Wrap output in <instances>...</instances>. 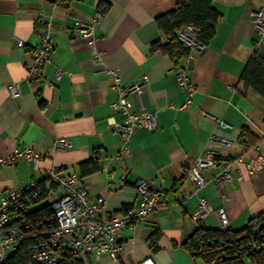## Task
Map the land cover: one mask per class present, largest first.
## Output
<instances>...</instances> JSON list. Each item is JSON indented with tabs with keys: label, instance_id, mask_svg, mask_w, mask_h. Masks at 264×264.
<instances>
[{
	"label": "crops",
	"instance_id": "crops-1",
	"mask_svg": "<svg viewBox=\"0 0 264 264\" xmlns=\"http://www.w3.org/2000/svg\"><path fill=\"white\" fill-rule=\"evenodd\" d=\"M175 1L0 0V156L15 147H31L43 156L39 169L26 160L0 168V202L11 188L48 178L54 166L83 175L91 193L106 198L108 211L136 206L135 186L140 179L164 188L156 210L122 231L125 249L120 257L103 254L94 260L81 255L83 264H139L147 257L156 264H204L183 243L200 226L221 228L218 208L226 209L232 230H241L264 213V168L249 172L242 165L223 191L214 180L221 167L206 168L207 183L197 191L188 178L192 164L207 149L240 154L246 162L264 158V96L241 80L252 55H264L251 17L264 0H214L221 14L215 34L204 48L178 64L154 48L168 42L156 18L170 11ZM93 18L99 38L96 47L103 51L99 65L93 60L95 45L74 31L76 20ZM48 22L54 36L51 61L42 79L29 81L30 51ZM185 63L197 87L189 106H184L186 95L174 71ZM106 69H117L125 84L148 76L142 101L156 113L158 127L139 128L132 135L127 158L116 157L119 140L111 122L122 118L111 108L117 92ZM15 81L22 92L18 98L9 90ZM136 107L141 109L139 102ZM59 138L72 147L56 150ZM51 196L58 193L51 190ZM200 197L207 198L215 211L199 225L192 214ZM46 204L48 199H41L30 209ZM68 247L65 242L64 248Z\"/></svg>",
	"mask_w": 264,
	"mask_h": 264
},
{
	"label": "built area",
	"instance_id": "built-area-1",
	"mask_svg": "<svg viewBox=\"0 0 264 264\" xmlns=\"http://www.w3.org/2000/svg\"><path fill=\"white\" fill-rule=\"evenodd\" d=\"M251 17L259 36L257 40L259 46L264 44V6L252 11ZM96 23L95 18L89 21L78 19L74 31L76 36L95 45L93 60L99 65L103 63V51L96 47L99 39L94 32ZM200 31L194 24H183L175 31L177 40L189 50V54L201 50L206 45L200 38ZM39 33L40 41L30 51V58L26 64L29 81L43 78L44 68L51 61L54 49L51 24L46 23ZM19 44L23 45V42ZM189 67L188 63L174 67L176 81L186 95L184 106L192 104L193 95L197 91L196 85L189 77ZM106 72L112 75L113 89L117 92L116 99L111 102V108L122 118L121 121L111 122L119 140L116 157L127 158L131 155L132 135L142 127L150 130L158 127L156 113L147 110L142 101L149 82L148 76L142 74L134 82L125 84L117 69H106ZM61 74L62 70L58 69L57 78ZM9 90L14 98L21 96V87L17 81L9 84ZM137 102L141 105L140 110L136 107ZM42 111L45 113L47 107L44 106ZM212 140L215 139L212 137ZM71 147L72 144L63 138L57 139L54 144L56 150ZM42 159L43 156L31 147H15L8 154L0 156V168L14 165L19 160H26L39 169ZM242 165L249 172L260 170L264 168V158L259 156L246 162L243 155L228 156L218 150L207 149L192 164L188 178L194 183L197 191L207 183L204 170L209 167H221L214 180L223 191L225 184L234 179L235 172H238ZM48 180L52 187L45 198H42L40 180L35 178L5 193L4 200L0 202V264H7L26 240L30 226L27 225L25 214L41 199H48L56 224L33 234L32 244L28 250L29 259L31 264H59L63 257L65 242L78 259L81 255H87L94 260H98L103 254H108L112 258L120 257L125 249L121 239L122 231L152 214L161 203L164 191L162 186H152L147 180L140 179L135 186L137 205H126L118 210L108 211L106 198L102 195H93L89 184L79 174L68 173L66 169L54 166L48 173ZM51 190H55L58 196H51ZM214 211L209 200L200 197L192 217L200 225L201 221ZM216 213L221 228L229 229L230 218L226 209L220 207ZM139 264L156 263L152 257H147Z\"/></svg>",
	"mask_w": 264,
	"mask_h": 264
},
{
	"label": "trees",
	"instance_id": "trees-1",
	"mask_svg": "<svg viewBox=\"0 0 264 264\" xmlns=\"http://www.w3.org/2000/svg\"><path fill=\"white\" fill-rule=\"evenodd\" d=\"M213 2L214 0H176L170 11L156 18L157 24L168 36V42L165 45L156 43L154 48L169 54L176 64L188 56L189 50L177 40L175 33L183 24H194L200 28V38L207 43L215 34L221 17ZM241 80L246 88H251L264 96L263 54L252 55L243 70ZM96 159H93L95 164H97ZM47 180L48 178L40 180L42 198L47 196L49 188L52 187L47 184ZM25 218L27 225L30 226L26 240L10 257L7 264H31L28 250L32 244L33 234L56 224L50 204L30 209L25 214ZM259 226L262 228L256 232ZM152 246L157 249L155 240L152 241ZM183 248L193 257L200 258L204 264H247V261L264 264V213L251 218L241 230L200 226L183 243ZM59 264H83V262L75 257L71 249L64 248Z\"/></svg>",
	"mask_w": 264,
	"mask_h": 264
},
{
	"label": "water",
	"instance_id": "water-1",
	"mask_svg": "<svg viewBox=\"0 0 264 264\" xmlns=\"http://www.w3.org/2000/svg\"><path fill=\"white\" fill-rule=\"evenodd\" d=\"M262 226H259L257 229H256V232H259L261 230Z\"/></svg>",
	"mask_w": 264,
	"mask_h": 264
}]
</instances>
